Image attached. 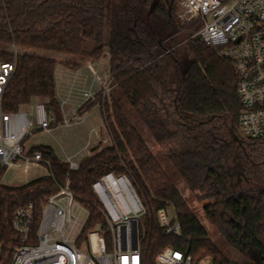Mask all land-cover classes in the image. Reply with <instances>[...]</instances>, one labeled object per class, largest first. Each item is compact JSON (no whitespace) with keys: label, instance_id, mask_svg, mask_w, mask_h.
<instances>
[{"label":"trees","instance_id":"trees-1","mask_svg":"<svg viewBox=\"0 0 264 264\" xmlns=\"http://www.w3.org/2000/svg\"><path fill=\"white\" fill-rule=\"evenodd\" d=\"M176 2L0 0V62H16L3 96L5 110L41 99L56 114V127L62 120L56 98L59 63L78 69L108 53L114 84L109 95L100 94L86 108L99 104L111 145L95 146L76 170L51 147L37 146L33 150L51 162L54 178L0 184L5 241L0 264L10 262L18 244L12 229L16 209L33 204L38 218L68 177L75 199L88 211L76 244L88 247L89 231L106 229L91 184L109 171L127 174L147 208L140 226L146 264H155L168 246L188 251L196 262L209 257L212 264H264V136L241 132L234 65L196 35L200 24L177 18ZM14 44L16 59L10 51ZM181 183L203 204L218 240L199 220ZM161 209H173L171 221L181 223L180 235L165 233Z\"/></svg>","mask_w":264,"mask_h":264},{"label":"built area","instance_id":"built-area-1","mask_svg":"<svg viewBox=\"0 0 264 264\" xmlns=\"http://www.w3.org/2000/svg\"><path fill=\"white\" fill-rule=\"evenodd\" d=\"M177 16L183 23L200 24L197 35L201 40L232 61L239 78L241 132L251 138L264 136V0H180ZM10 51L16 59L19 48L14 44ZM92 62H86L92 72L90 89L77 88L74 81L65 85L56 81V98L62 113L58 125L71 127L82 123L87 117L88 104L100 94L105 97L112 92L110 67L102 73ZM15 69V60L0 62V184L7 185L3 179L8 174L19 171L23 174L18 184L8 186H22L40 177L54 178L51 162L42 152L28 149L25 141L38 130L50 133L56 114L50 113L45 102L38 99L30 111L4 109V92ZM104 129L109 135L105 121ZM102 131L100 127L92 129L84 146L67 156L70 170L79 168L80 161H75V156L91 145L112 144L110 135L104 134L102 138ZM37 169L44 173L34 178L32 170ZM91 188L106 229L90 230L88 247L80 248L76 244L83 228L76 237L70 236L77 200L68 177L48 198L38 218L33 204L16 209L12 229L18 244L8 264H146L140 226L147 208L129 176L109 171L93 181ZM158 216L165 233L181 234V223L177 220L172 223L168 210H159ZM4 251L5 241L0 238V260ZM204 261L212 264L209 257L196 262L188 251L168 246L156 256L155 264H203Z\"/></svg>","mask_w":264,"mask_h":264},{"label":"rangeland","instance_id":"rangeland-1","mask_svg":"<svg viewBox=\"0 0 264 264\" xmlns=\"http://www.w3.org/2000/svg\"><path fill=\"white\" fill-rule=\"evenodd\" d=\"M179 1L177 0L176 2V8H175V14L177 16L178 11H179ZM178 18V16H177ZM182 32V31H181ZM182 34L179 33L178 36L180 37ZM197 35V34H196ZM56 56V55H54ZM58 58L60 56H57ZM70 59V57H66ZM61 59V58H59ZM99 63V68L101 72H107L109 69V55L108 53H105L100 60H98ZM61 65H64V63H59ZM91 87V82H88L87 84H84L82 86L83 89H90ZM97 88V84L95 86V89ZM76 96V95H75ZM41 100V99H38ZM34 105V101L26 104L21 107L22 111H30L31 106ZM68 108V107H66ZM87 117L86 119L80 123L73 125L71 127H65L62 125H58L56 127L52 128V131L50 133L38 130L36 131L33 135L28 137L25 141V146L30 149V148H35L37 146H49L51 147L54 152L57 154V156L62 159L66 160L68 155H72L73 152L78 150L80 147H82L89 135V130L92 127H99L102 128L101 136L103 138L104 134H107V131L104 129V120L102 118L100 108L98 104H96L94 107H92L90 110L86 112ZM134 119V118H133ZM142 130V129H141ZM145 134L146 139L148 142L151 144L153 150L159 154L162 153V150L159 149L153 142L151 137L147 134L144 129L142 130ZM108 135V134H107ZM109 137V135H108ZM111 137V136H110ZM95 145H91L89 149L82 151L79 155H76L74 160L75 161H80L83 157L86 155H89L93 152ZM162 161L163 163H167V161L164 159L162 156ZM44 173L43 170L37 169V170H32V174L35 177L41 176ZM22 172L19 171L17 174H8L4 177V182L7 185H16L20 182V179L22 178ZM180 188L182 190L183 195L189 200L190 205L194 209L195 213L197 214L199 220L201 223L205 226L207 229L208 233L210 236L218 240V234L216 231L215 226L210 222V220L206 217L204 210H203V204L201 202H198L197 199L194 197V194L190 192L188 189L185 188V186L181 183L179 184ZM174 216L173 209L169 210V217L172 218ZM88 218V212L85 210V208L77 201L74 203L73 207V226L70 229V236L72 238L76 237L78 233L81 231L83 226L85 225L86 221ZM144 217H142L141 221L143 220ZM224 251L227 252L228 254H232L227 248H224ZM232 258H240L239 255L234 254L231 255ZM203 264H208L206 261L203 262Z\"/></svg>","mask_w":264,"mask_h":264},{"label":"crops","instance_id":"crops-1","mask_svg":"<svg viewBox=\"0 0 264 264\" xmlns=\"http://www.w3.org/2000/svg\"><path fill=\"white\" fill-rule=\"evenodd\" d=\"M92 63H94V65L99 67L98 61ZM56 81L58 85L59 84L65 85L69 81H74L77 88H82L84 84H87L88 82L92 81V72L87 67L85 62L82 63L81 67H79L78 69L70 68L66 65L59 64L56 69ZM99 127L94 126L89 130V132L92 129ZM82 147H80L78 150L73 152L72 155L76 154Z\"/></svg>","mask_w":264,"mask_h":264},{"label":"water","instance_id":"water-1","mask_svg":"<svg viewBox=\"0 0 264 264\" xmlns=\"http://www.w3.org/2000/svg\"><path fill=\"white\" fill-rule=\"evenodd\" d=\"M234 137L236 138V140L240 141V139L238 138V136H237V135H234Z\"/></svg>","mask_w":264,"mask_h":264}]
</instances>
